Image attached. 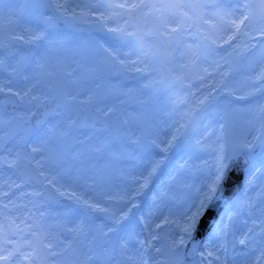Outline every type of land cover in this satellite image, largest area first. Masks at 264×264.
I'll return each instance as SVG.
<instances>
[{
  "label": "snow or ice",
  "instance_id": "snow-or-ice-1",
  "mask_svg": "<svg viewBox=\"0 0 264 264\" xmlns=\"http://www.w3.org/2000/svg\"><path fill=\"white\" fill-rule=\"evenodd\" d=\"M260 7L264 9V0ZM81 8L79 14L73 12L68 17L67 5L60 0H25L23 4L19 0H0V264H183L181 254L185 246L191 244L193 252L198 248L194 239L198 217L221 198L225 161L243 157L249 163L259 148L264 171V69L248 77L246 86L221 82L218 90L201 99V104H211L222 92L228 113L242 118L220 124L204 140L197 141L203 151L206 141L215 136L210 147L214 160L211 167L204 161L207 178L198 184H183L184 189L194 190L195 194L184 197L186 207L179 213L180 219H171L177 214L171 207L167 215L162 209L153 211L150 207L147 217H136L132 213L135 205H128L164 160L153 159L142 180L131 174L133 169L126 173L124 165L135 166L159 147L155 127L147 120L137 127L136 118L127 115L113 120L119 109L106 107L98 92L99 85L96 91L81 85L89 79H102L106 73L139 74L145 69L139 58L121 59L104 45H100L104 55L95 60L87 49H65L63 39L50 30L53 17L49 12L68 17L74 23L100 25L107 35L122 31L109 27L103 15ZM66 53H70L71 63ZM53 76L60 78V85L42 87L43 79ZM134 91L128 89V94ZM86 92V99H80ZM139 103L151 111L150 97ZM7 105L12 106L11 111L6 110ZM32 107H44L56 124L43 131L41 121L32 126ZM97 123L104 127L96 128ZM181 130L177 128L166 141L164 153L174 147L178 152L188 150L180 143ZM75 132L84 138L78 139ZM99 133L106 134L104 139L91 143ZM69 139L81 146L79 151L69 152ZM37 156L40 158L36 159ZM187 167L185 162L171 169L152 200L175 201L172 185ZM56 169L62 172L61 180L50 178V171ZM192 175L195 180V173ZM33 180L42 183L43 190L23 191ZM116 181L135 187L128 190ZM247 183L251 185L252 181ZM78 185L93 195L69 190ZM18 200L23 203L18 205ZM226 205L229 223L223 224L221 219L223 227L217 225L205 247H210V241L218 236L223 237L224 243L207 251V256H215L216 264H230L231 234L232 251L243 258L242 264H264V185L257 199H237ZM18 207L28 209L20 224L16 223L19 217L5 215ZM233 221L240 224L241 230L246 229L240 238ZM171 224H176L178 238L173 236L157 247L161 237L156 230ZM143 229H148V234L141 240ZM237 244L242 246L239 252Z\"/></svg>",
  "mask_w": 264,
  "mask_h": 264
},
{
  "label": "rangeland",
  "instance_id": "rangeland-1",
  "mask_svg": "<svg viewBox=\"0 0 264 264\" xmlns=\"http://www.w3.org/2000/svg\"><path fill=\"white\" fill-rule=\"evenodd\" d=\"M91 1H98L96 4L98 7L85 10L95 12L103 10L99 14L101 12L110 14L112 18L107 22L108 26L121 29V33L107 35L102 26H92L89 23V30L86 33L78 34L73 31L70 27L73 22L68 17L73 12L77 13L76 11L80 9L82 11L79 0H60L61 3L67 5L68 17H61L49 12L48 15L53 17L50 30L63 39L65 49H87L92 53L93 60L104 55L100 49V45H104V47L115 51L121 59L135 60L139 58L142 61L148 76L136 83H127L114 73H106L102 79L95 81L89 79L81 87L96 91L97 85H99L98 92L103 89L101 98L104 99L106 107L116 106L119 109L117 114L135 117L134 124L137 127L141 124L138 122L139 114L144 116V121L153 123L159 147L149 156L142 157L135 166L132 163H126L124 167L126 173L128 169H133L132 175L142 176L150 170L153 159L164 160V163L149 179L147 186L131 206L135 205L132 208V213L136 217H147L150 207L153 211L162 209L164 215H167L165 211L168 207L176 211L179 206L186 204L184 197H194V190L188 192L183 188V184L193 182L198 184L208 176V171L204 168V161H208L209 167H211L214 155L210 147L215 136L206 141V148L203 151H200L201 146L197 141L204 140L206 135L212 133L214 129H218L220 124L227 123L232 118H242L234 117L228 113L223 103L225 96L222 92L211 104H201V99L217 89V85L221 82L241 87L246 86L248 77L254 72L264 69V9L260 7L261 0H180L181 10L174 16L163 12L161 6L154 3L153 0ZM19 2L23 4L25 0H19ZM134 30H146L151 33L152 37L147 42L128 47L121 41L120 36ZM159 38L168 39L170 44L166 52L168 62L164 68L161 66L162 48L158 42ZM229 38H231L230 43L220 48L219 42ZM66 58L71 63L70 53H66ZM164 74L177 82L179 80L180 83L173 87L162 84L160 78ZM184 82H189L192 87L187 88ZM60 83L61 80L57 76L46 77L42 81V87H57ZM145 84L150 87L145 89L143 87ZM134 87H140L142 92L135 103H129L126 100L128 89ZM87 95L86 92L80 99H86ZM144 97H150L151 111L147 106L139 103ZM34 109L35 107H32L30 110L33 112ZM54 124H56V120L53 119L45 129ZM179 125H183L179 137L180 143L185 145L188 150L178 152L174 147L171 151L162 153L161 147L166 144V139L175 133ZM105 135V133L97 134L91 143H99ZM74 136L78 139L84 138L79 132H75ZM66 146L70 153L79 151L81 147L72 139L67 141ZM255 155L254 160L244 171L242 189L233 200L257 199L261 192V186L264 185V171H261L262 160L259 148L256 149ZM39 158V156L36 157V159ZM185 162L188 167L180 171L177 180L172 185V193L175 197H179L175 201L166 198L164 203H161L160 200L153 201V194L161 190V181L166 179L169 171L176 165L185 164ZM225 163L227 165L228 161ZM192 173H195V180H193ZM6 175L4 176L7 177ZM49 175L50 178L61 180L62 172L60 169H56L50 171ZM249 180L252 181L251 185L247 183ZM116 184L128 190L135 186L134 184H124L123 181H116ZM34 190L40 191V188L28 185L23 188V191L26 192ZM69 190L93 195L82 185ZM117 191H120L119 187ZM64 199L66 202V198ZM32 211L36 210L32 209ZM227 212L228 208L225 205L218 216L217 225L223 227L221 219H223V224H228ZM5 215L19 217L16 223L20 224L23 218L28 215V209L20 207L16 211L5 213ZM171 219L179 220L180 215H173ZM240 219L243 220L244 217ZM155 223H159V220H155ZM155 223L152 224L153 229H155ZM156 231L161 237L157 247L163 246L173 236L178 238L176 224L162 225L161 229ZM243 231L246 229L241 230L240 224L237 222V238L242 237ZM147 234L148 229H143L139 238L143 240ZM209 237L210 234L207 236L205 244L209 243ZM222 243H224L222 236L211 240L210 247L203 246L197 256L190 261V264H216L215 256L208 257L207 251L214 250ZM241 247L237 244L236 251L239 252ZM201 252L205 253L203 257L200 255ZM157 259L161 258L157 257ZM181 259H184V250ZM242 260V257L233 253L232 262L234 264H242Z\"/></svg>",
  "mask_w": 264,
  "mask_h": 264
},
{
  "label": "water",
  "instance_id": "water-1",
  "mask_svg": "<svg viewBox=\"0 0 264 264\" xmlns=\"http://www.w3.org/2000/svg\"><path fill=\"white\" fill-rule=\"evenodd\" d=\"M159 1L162 2V4L164 5V8L166 10H169V11L171 10L172 12H175L178 9V2L175 0H159ZM74 27L79 31L80 30L82 31L86 28V26L83 24H77V25H74ZM137 36L141 37L142 34L137 35ZM165 62H166V59H165V57H163L162 64L164 65ZM119 75H122L127 80L132 81V80H135L140 75V73L137 74V73H132L130 71H122L119 73ZM138 93H139V90L135 89V91L131 94L129 99L130 100H136L138 97ZM11 107L12 106H9V105L6 106V108L9 110H12ZM49 117H51V116L46 115V109L44 107H39L36 109L35 115L32 116V122L34 125H36L37 121H41L42 122L41 126H44L46 124V122L48 121ZM118 117L121 118V116H118ZM116 119H117V117H113V120H116ZM102 127H104L103 124H101V123L96 124V128H102ZM253 156H254V154H253ZM253 156H252V158H253ZM239 162H241V164H240V167L238 169L237 163H239ZM246 164L247 163H245V161L243 160V157L233 159V160H231L227 170L225 171L224 180L221 184L220 190L223 191V193H224L226 191V189L229 187V184L231 185L230 188H232V193L229 195V197L227 199H231L238 192V190L241 186V180L244 176L243 171H244ZM31 184L32 185L38 184L42 187V190H43V184L42 183H36V181L33 180L31 182ZM222 208H223V201H221L219 207L217 206L216 208H214V210H213V212H211V214H206L204 219L200 222V224L198 225L197 230L195 232V236H194L195 243H197L198 248L195 252H193L192 251V245L191 244L187 245V249L185 251V259L183 260V264H189V261L192 258L197 256V252L200 248L201 241L204 240L209 235V233L211 232V230H212V228L216 222V219L219 216V213L221 212ZM233 225H234V230H235V221H233ZM228 240H229L228 259H229V262L231 263V253H232V247H231V243H230L232 240L231 234L229 235Z\"/></svg>",
  "mask_w": 264,
  "mask_h": 264
},
{
  "label": "bare ground",
  "instance_id": "bare-ground-1",
  "mask_svg": "<svg viewBox=\"0 0 264 264\" xmlns=\"http://www.w3.org/2000/svg\"><path fill=\"white\" fill-rule=\"evenodd\" d=\"M97 2L98 1H91V0H79V3H81V6L83 7V8H90V9H94V8H97L98 7V5L96 6V4H97ZM84 9V10H85ZM101 9V8H100ZM99 9V10H100ZM100 11H103V10H100ZM100 11H96L95 13L98 15V16H100V15H103L104 17H106V19H107V22H109L110 20H111V15L110 14H108V13H106V12H101L100 14H99V12ZM77 13H80L81 12V9L80 10H78V11H76ZM166 140H168V139H166ZM158 160H159V158H157ZM148 172V171H147ZM147 172H145L142 176H136L137 178H140L141 180L143 179V177L144 176H146L147 175ZM4 175H6V173H4ZM7 176V175H6ZM5 178H7V177H5ZM135 186H133V188H134ZM132 188V189H133ZM177 197H179V196H177ZM176 197V198H177ZM136 199V198H135ZM135 199H133V201H132V203H134V201H135ZM5 202H7V201H5ZM17 204L18 205H20V204H22V201H17ZM134 205V204H133ZM176 207V206H175ZM174 207V208H175ZM186 207V204L185 205H183V206H179L177 209H176V211H178L177 212V214H179L180 212H182L183 210H184V208ZM20 208V207H19ZM19 208H16L15 209V211L16 210H18ZM168 209V208H167ZM166 213L165 214H168V211L166 210L165 211ZM216 228V227H215ZM211 233L212 232H210L209 234H210V236H211ZM205 243H206V240H202L201 241V243H200V246H205Z\"/></svg>",
  "mask_w": 264,
  "mask_h": 264
}]
</instances>
